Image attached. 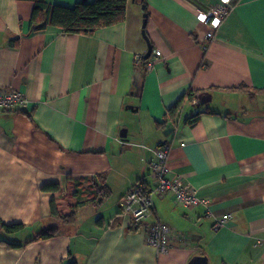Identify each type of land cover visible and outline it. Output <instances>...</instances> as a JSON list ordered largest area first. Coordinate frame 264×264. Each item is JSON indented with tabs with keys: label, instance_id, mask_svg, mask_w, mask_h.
I'll list each match as a JSON object with an SVG mask.
<instances>
[{
	"label": "crops",
	"instance_id": "1",
	"mask_svg": "<svg viewBox=\"0 0 264 264\" xmlns=\"http://www.w3.org/2000/svg\"><path fill=\"white\" fill-rule=\"evenodd\" d=\"M218 1L128 0L124 21L84 34L55 25L29 32L34 2L0 0V87L21 90L31 106L0 110V218L25 224L15 233L0 229V264H192L195 255H206L205 264H264V0H235L208 39L197 14ZM143 30L153 48L148 59ZM190 89L196 99L166 134L157 121ZM257 101L262 108L253 113L230 111ZM206 108L215 112L185 123ZM161 143L170 146L169 177L210 199L187 206L153 194L146 221L172 228L165 251L131 230L123 210L139 179L152 182L148 147ZM98 174L111 189L103 203L81 207L58 234L24 244L56 224L44 184L65 189L73 177L87 185Z\"/></svg>",
	"mask_w": 264,
	"mask_h": 264
},
{
	"label": "trees",
	"instance_id": "2",
	"mask_svg": "<svg viewBox=\"0 0 264 264\" xmlns=\"http://www.w3.org/2000/svg\"><path fill=\"white\" fill-rule=\"evenodd\" d=\"M34 2L33 12L30 19V30L33 32L55 25L68 33L91 34L99 28L120 23L126 19L128 0H79L73 6L50 4L47 0H32ZM147 18V12H146ZM12 39V45H16ZM148 59V58H147ZM144 59V62L147 60ZM244 85L239 88H244ZM264 90V88H263ZM193 90H188L171 107L168 108L166 118L157 121V126L166 129L170 126L176 127L179 124L181 113L185 103L194 96ZM203 112H215L210 108L200 110L185 119V123L194 124ZM165 144L161 143L160 145ZM139 184L149 186L143 179H139ZM43 190L53 193L50 202V216L56 221L55 225L37 233L33 238L26 241L45 239L58 234L64 225L73 224L77 220L78 211L86 205H99L111 194V189L107 182L106 174H98L88 180V184L73 177H70L65 189H62L59 182L52 181L43 185ZM98 222L103 223V217L98 218ZM25 224L22 222L7 223L0 218V229L6 233L22 231ZM131 230H138V223L135 222ZM8 242L10 246L24 245L17 242ZM66 264H79L71 259Z\"/></svg>",
	"mask_w": 264,
	"mask_h": 264
},
{
	"label": "built area",
	"instance_id": "3",
	"mask_svg": "<svg viewBox=\"0 0 264 264\" xmlns=\"http://www.w3.org/2000/svg\"><path fill=\"white\" fill-rule=\"evenodd\" d=\"M235 4V0H219L207 9H201L198 12V19L208 25V31L206 33L208 39L214 37L216 30L234 9ZM156 53L160 55L161 51H157ZM153 62V60L147 61L146 66L151 67ZM195 99L193 97V100ZM30 107V99L24 92L15 87H0V110L29 111ZM141 145L148 147L146 144ZM148 148L153 154L150 162L152 182L147 187L137 183L129 189L124 196L123 210L132 216L134 222L138 223V230L145 231L147 239L151 244L165 251L171 246L173 236L172 228L160 220L154 222L146 221V218L151 214L154 207L153 194L170 193L176 203L187 206H196L202 203L209 205L210 199L198 196L197 190L194 187L184 185L180 179L169 177V145L162 144ZM210 213L211 210L207 216ZM231 217V213L224 215L214 223V228H219ZM177 239L182 241V236L178 235Z\"/></svg>",
	"mask_w": 264,
	"mask_h": 264
},
{
	"label": "water",
	"instance_id": "4",
	"mask_svg": "<svg viewBox=\"0 0 264 264\" xmlns=\"http://www.w3.org/2000/svg\"><path fill=\"white\" fill-rule=\"evenodd\" d=\"M143 34L147 38L148 46H149L145 57L149 58L151 56L152 52H153V48H152L151 42L149 41V39H148V37L146 35L145 30H143ZM172 130H173V127H168V128L165 129V133L168 134ZM121 136L122 137H126L127 136V129L126 128L122 129ZM207 262H208V257L206 255H195L190 261V263H192V264H205Z\"/></svg>",
	"mask_w": 264,
	"mask_h": 264
},
{
	"label": "rangeland",
	"instance_id": "5",
	"mask_svg": "<svg viewBox=\"0 0 264 264\" xmlns=\"http://www.w3.org/2000/svg\"><path fill=\"white\" fill-rule=\"evenodd\" d=\"M260 108H262V107H261V105H259V101H257V102L254 103L253 107L248 108L249 111L243 112V110H236V109H233V110H230V111H233L234 113H240V114L244 113V114H246L248 112L253 113L254 111H256V110H258ZM105 213H107V212H105Z\"/></svg>",
	"mask_w": 264,
	"mask_h": 264
}]
</instances>
